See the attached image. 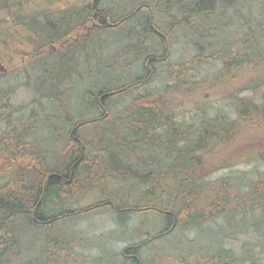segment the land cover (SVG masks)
Instances as JSON below:
<instances>
[{"label": "trees", "instance_id": "obj_1", "mask_svg": "<svg viewBox=\"0 0 264 264\" xmlns=\"http://www.w3.org/2000/svg\"><path fill=\"white\" fill-rule=\"evenodd\" d=\"M72 1L66 4L63 0H0V63H11L19 57L28 60L27 65L36 64L33 69L52 90L59 85L55 80L68 78L67 71L48 80L52 73L41 50L61 46L59 51L63 53H75L72 62L81 44L90 41L94 34L117 31L116 34L134 38L136 50L140 47L145 74L123 86L101 85L94 91L85 90L80 99L88 110L98 111L95 117L85 113L83 118L70 119L63 111L59 116H64L65 127H52L58 132L47 129L51 139H62L61 149L65 152L35 141L37 135L28 134L35 129L17 127L21 123L14 119L17 109L9 103L11 89L0 88V154L12 149L4 160L6 169L0 168L1 179H5L0 185V264L18 261L23 255L26 228L37 231L33 236L42 233L44 240H39L36 254L33 252L31 258L16 264H60V257L67 256V246L72 244L55 231V226L98 208L116 214L159 216L158 233L124 248L122 263L148 264L150 260V264H264V242L259 244V254L248 242L244 245L250 247L244 246L241 253L223 246L224 240L232 241L245 230L263 229L264 174L243 187V192L239 187L245 185L231 178L205 181L208 170L217 168L211 161L213 151L251 127L250 135L260 136L257 131L264 127V93L260 103L247 97L237 98L240 91H234L229 102L234 118L224 113L210 115V109L203 107L197 122L189 124L176 115V106L169 104L170 87L139 91L148 78L156 76L154 68L158 65L163 67L160 75L186 95L189 88L195 91L198 82L194 80V71L205 60L220 64L213 80L217 84L231 83L237 76L234 72L264 64V0H115L112 8L122 14L118 19L109 10L99 8L101 0H96L94 10L92 0L70 5ZM133 2L134 8L130 6ZM46 3L47 6L42 5ZM37 6L47 9V13L19 15L26 13L25 8L34 10ZM52 6L57 9L50 14ZM94 12L105 16L114 26L107 27ZM233 22L241 31L236 43L233 30L227 28ZM172 32L179 33L194 52L189 59L174 64L170 63L168 52ZM48 55L52 59L51 53ZM222 76L228 80H222ZM250 79L251 83H246L253 87L261 83L256 73ZM122 98H127L128 103L115 108L112 102ZM93 152L101 155L92 157ZM92 170L99 182L116 179L130 183L127 192L134 187L145 189L125 203L106 198L85 211L74 212L68 202L81 190L76 179L80 173L83 176ZM50 174L54 177L41 197L43 182ZM257 188H261V193ZM216 220L222 221L215 231L216 237L207 243L198 241L203 226ZM191 230L196 231V240L182 239L175 250L157 249L150 254L151 258L142 257L141 250L148 244L170 235L179 239L176 233Z\"/></svg>", "mask_w": 264, "mask_h": 264}, {"label": "rangeland", "instance_id": "obj_2", "mask_svg": "<svg viewBox=\"0 0 264 264\" xmlns=\"http://www.w3.org/2000/svg\"><path fill=\"white\" fill-rule=\"evenodd\" d=\"M113 1L115 0H101L98 6L100 9L109 10L113 17L118 19V16L120 18L122 14L112 8L114 5ZM142 1L148 2L151 0H139V2ZM68 2L67 0H63V3L67 4ZM85 2H88V0H73L70 5H80ZM135 3L133 2L130 6L134 8ZM42 5L47 6L48 4ZM39 7L37 6L34 10L25 8L27 14L21 13L19 15L35 16L47 13V9ZM56 9L55 6H52L50 10L52 13L50 12V14H53ZM129 23L134 24L132 21ZM91 24L93 25V23ZM227 28L233 30L232 33L234 35L232 39L233 43H236L241 33L237 29V23H229V27ZM116 33L117 31L107 34L96 33L91 37L90 41L87 39L82 44L83 37H81V46L77 51L76 58L72 62L70 59L75 53L72 51L63 53V51H59L62 49L60 48L61 46L55 45L51 49L46 46L41 50V53L43 52L44 56L46 55L48 58L49 72L52 73L47 76L48 80L51 77H56L61 72L67 71L65 77L68 78L55 80L56 83L59 82L57 83L59 85L52 90L48 88L50 86L46 87L47 83L45 84L44 81L47 80L40 78L39 72L33 69L36 64L27 65L28 60L19 57L14 58L11 63H0V88L11 89L9 103L17 109L14 119L19 120L21 123L17 127L23 126L27 131L35 129L28 133L37 135L38 139H35V141L40 140L48 147H50L49 145L53 149H56L54 147H59V151L65 152L66 149H61L64 144L62 139L59 137L51 139L50 137V129L53 132H58V129L60 130L61 127H65L62 123L64 121L62 117L64 116H59L63 111L69 114L68 118L70 119L74 117L83 118V114L85 113L87 115L90 114V117H95L98 115V111L88 110L86 104L80 99L85 90L94 91L101 85L107 87L123 86L133 81L136 77H143L145 74L142 68L144 62L143 55L140 53L139 46H137L138 50L133 46L136 45L134 38H126L125 35ZM223 34H226V32ZM171 36L173 41L168 48L170 63L184 61L194 55L192 48L186 45V42H184L179 33L172 32ZM229 39H231V36ZM50 53L52 59L50 55H48L49 57L47 56ZM53 53L56 54L54 55ZM157 56H161L160 53H157ZM162 68V65L155 67L156 76L148 78L139 91L170 87L167 100L171 106H176L175 113L180 116L184 123L194 124L197 122L198 117L204 111H201L203 107L207 111L210 109L208 111L210 115L224 113L228 118H234L232 112L229 110V102L231 101L230 98L233 97L231 95L237 90L240 91L237 93V98L247 97L255 102L257 100H260V103L263 102L264 64L258 65L255 68L250 67L247 70L242 69L238 73L234 72L233 75L237 76L235 81L231 83L220 82L217 84L216 82L213 83V80H216L215 75L220 70V64L209 63L208 60H205L202 64H198L197 71H194V80L198 82H196L197 85L194 87L195 91L189 88L186 95L160 75ZM254 73L258 74L261 81L260 85L255 87L251 86V84L248 85V83H251L250 78ZM221 79L228 80V77L222 76ZM247 81L249 82L246 83ZM127 103L128 99L122 98L117 102H112V105L115 108H123V105ZM47 127H50V129H47ZM52 127H58V129ZM252 129L253 127L249 131L243 132L246 135L242 133L213 151L211 161L217 168L208 170V176L205 181L217 182L222 179L231 178L234 181H239L240 185H245L239 187V190L243 192L246 191L245 188L249 182H256L262 178L264 174V127H260L257 131L260 136L257 134L250 135ZM0 130H3V127L0 126ZM6 150L1 153L2 155L0 154V168L4 169H6L4 160L10 155V150L12 149H8L7 152ZM91 155L94 157V155L101 154L93 152ZM93 160L95 163L98 162L97 159ZM90 172L83 176H80L82 174L80 173L76 179V181L79 179L81 190L76 195L72 194L75 191L71 192L73 196L70 197L71 200L68 202V205L74 209V212L85 211L106 198H111L119 203H125V201L131 200L132 195H136L140 191L143 192L145 189V187L142 189L134 187L133 190L131 189V192H127L130 189V183L127 184L116 179L99 182V179H95V170ZM1 178L0 174V185L5 182V179ZM247 188L248 190L251 189L249 186ZM256 190L261 193V188H257ZM77 216L60 222L55 226V231L57 230L62 233L63 237L68 238L69 245L72 244L71 246H67L69 248L66 250L67 256L64 257L62 255L60 257V259L62 258L60 264H127L125 261L124 263L121 262L123 249L133 243L143 242L150 237H154L161 228L158 215L145 216L142 213L132 212L116 214L112 213L109 209L98 208ZM221 223V220H216L214 223L211 221L209 224L204 225L201 230V237L198 235V239L196 238L195 230L176 233L180 235L179 239L175 235L161 238L143 248L141 255L143 258H147L157 249L175 250L181 244L180 241L182 239L186 241L197 239L198 241L207 243L216 237L215 231L218 228V224ZM24 232L26 234V240L24 239L26 249L23 251V255H19L20 259L18 258V261L15 259L7 264H16L17 262H22V260H28L32 257V254L38 252L37 250L40 247L38 244L41 242L39 240L43 239L41 237L43 234L41 233L38 237L33 236L37 231L29 228H26ZM71 237H73L72 240ZM55 239L57 240L58 238ZM233 239L232 241L230 239L224 240L223 246L226 248L232 247L236 253H241L245 247L251 246L255 253H258L260 249L259 244L264 242V227L261 230L252 228L245 230L243 233L236 234ZM246 242L252 244L245 246L244 243ZM53 251L57 252V249ZM147 263L150 264V260Z\"/></svg>", "mask_w": 264, "mask_h": 264}, {"label": "water", "instance_id": "obj_3", "mask_svg": "<svg viewBox=\"0 0 264 264\" xmlns=\"http://www.w3.org/2000/svg\"><path fill=\"white\" fill-rule=\"evenodd\" d=\"M96 0H92V9L94 10V4H95ZM94 16H96L100 21L104 22L106 24L107 27H112L114 25L110 24L108 21H107V18L105 16H102V15H99L98 13L94 12ZM52 177V175L46 177V179L44 180L43 182V185H42V195L41 197L44 196L45 194V191H46V186H47V183L48 181L50 180V178Z\"/></svg>", "mask_w": 264, "mask_h": 264}, {"label": "bare ground", "instance_id": "obj_4", "mask_svg": "<svg viewBox=\"0 0 264 264\" xmlns=\"http://www.w3.org/2000/svg\"><path fill=\"white\" fill-rule=\"evenodd\" d=\"M96 9V8H95ZM94 14V13H93ZM99 15H101V14H99ZM96 17V16H95ZM148 33V32H147ZM83 37V36H82ZM40 56V55H39ZM50 175H52V174H50ZM50 175H48V176H50ZM52 177H54L53 175H52ZM158 213V212H157ZM21 215V214H20ZM186 218V217H185ZM25 233V232H24ZM44 238V237H43ZM21 245V244H20Z\"/></svg>", "mask_w": 264, "mask_h": 264}, {"label": "flooded vegetation", "instance_id": "obj_5", "mask_svg": "<svg viewBox=\"0 0 264 264\" xmlns=\"http://www.w3.org/2000/svg\"><path fill=\"white\" fill-rule=\"evenodd\" d=\"M56 53H57V52H56ZM56 53H53V54L55 55Z\"/></svg>", "mask_w": 264, "mask_h": 264}]
</instances>
